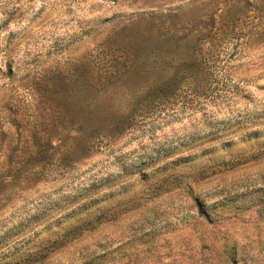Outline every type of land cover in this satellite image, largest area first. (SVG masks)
I'll use <instances>...</instances> for the list:
<instances>
[{
    "label": "rangeland",
    "instance_id": "obj_1",
    "mask_svg": "<svg viewBox=\"0 0 264 264\" xmlns=\"http://www.w3.org/2000/svg\"><path fill=\"white\" fill-rule=\"evenodd\" d=\"M0 264H264V0H0Z\"/></svg>",
    "mask_w": 264,
    "mask_h": 264
}]
</instances>
